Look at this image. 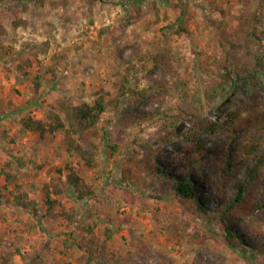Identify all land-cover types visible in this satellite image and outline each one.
I'll return each instance as SVG.
<instances>
[{
    "label": "rangeland",
    "instance_id": "rangeland-1",
    "mask_svg": "<svg viewBox=\"0 0 264 264\" xmlns=\"http://www.w3.org/2000/svg\"><path fill=\"white\" fill-rule=\"evenodd\" d=\"M121 1L38 4L30 0L29 10L20 14L25 23L18 27L13 24L14 10L1 6L0 21L7 33L0 38V170L10 154L42 163V169L23 184L43 211L44 185L53 176L66 179L69 166L92 185L98 219L120 228L107 243L116 255L104 252L93 264H252L223 241L224 225L218 219L196 212L190 200L179 197L168 180L155 177L149 165L191 180L201 203L214 209L225 202L216 183L221 166L234 175L227 183L230 189L247 179L264 154V86L243 83L234 88L237 81L228 82L221 72L233 48L243 47L244 34L237 21L241 14L255 12L258 1L189 0V31L173 34L166 45L174 57L182 56L178 67L170 59L157 66L149 61L146 69L142 68L147 56L164 50L161 28L180 14L177 1L158 2L155 9L147 0L142 13L131 4L125 9ZM26 58L33 64L25 68L31 79L23 81L5 64L7 60L24 63ZM132 63L137 66L133 68ZM36 74L45 81L39 92L33 87ZM125 74L132 77L134 86L149 90L138 100L127 98L120 111L105 114L100 125L89 131L98 150L94 167L67 152L63 134L41 141L19 129L16 117L42 118L45 108L55 106L61 95L76 104L92 101L100 91L116 95ZM151 81L168 83L166 91L160 94V87H149ZM163 100L164 105L179 104L189 112L167 133L159 122L147 119L163 106ZM252 103L258 106L249 123L231 118L232 111L245 113ZM140 118H144L141 124L136 122ZM188 128L199 130L195 138L190 139L187 132L183 136ZM143 140L155 146L151 153L139 143ZM188 142H201L205 149L202 154L193 152L194 163L180 170L170 158L183 153ZM252 143L257 149L250 153L246 148ZM262 172L255 192L264 201ZM124 176L134 186L133 193L123 188ZM3 184L0 178V189ZM65 200L68 210L79 207L71 196ZM5 216L0 217V258L7 257L8 264H81L77 261L81 251L59 249L63 218L49 220L46 232L31 233L18 222L20 214L7 209ZM227 225L250 248L264 245L263 209L245 219L232 216ZM96 232L101 234L102 227L97 226ZM75 235L81 237V233ZM249 254L256 264H264V256L251 250Z\"/></svg>",
    "mask_w": 264,
    "mask_h": 264
},
{
    "label": "trees",
    "instance_id": "trees-1",
    "mask_svg": "<svg viewBox=\"0 0 264 264\" xmlns=\"http://www.w3.org/2000/svg\"><path fill=\"white\" fill-rule=\"evenodd\" d=\"M30 0H0L1 6L9 10H14L16 19L14 26L18 27L24 24L20 14L26 12L30 8ZM38 4H43L46 1L56 3V0H34ZM63 2L67 0H61ZM94 0H91L93 2ZM99 1V0H98ZM147 0H123L120 3L125 9L127 4H131L134 10L142 13L145 9ZM169 4V0H152L155 9L158 8V2ZM180 14L175 19L170 20L165 26L161 28L162 34V47L164 50L160 52L151 53L147 56V63L144 64L142 69H146L149 61L159 65L161 62L165 63L171 59L176 67L179 65L181 55L176 58L171 51L166 50V45L173 34L181 35L189 31V0H176ZM257 8L255 12L248 15L241 14L240 21L237 25L243 30V47L241 50L233 48V55L228 59L229 64L221 67V72L226 80L237 81L233 84L237 88L240 84H249L252 86L263 87L264 80V48H257L263 46L264 41V0H257ZM261 27V28H260ZM6 28L0 21V38L7 32ZM258 31L260 34H257ZM240 41V40H238ZM246 42V43H245ZM242 44V41L239 42ZM237 43V45H239ZM245 43V44H244ZM263 44V45H262ZM236 47V45H234ZM235 50V52H234ZM24 63L13 64L11 61H6L5 66L13 74H20L21 80L27 81L31 79L29 71H26V66H31L33 61L29 58L24 59ZM133 68L137 63H132ZM41 68L45 69L41 64ZM42 75L36 74L33 78V87L36 92H39V87L45 82ZM132 77L125 74L121 82L117 84V93L113 95L110 92H97V96L92 101H84L76 104L64 95L57 99V104L54 106L49 104L45 108V115L42 118H36L33 115H22L16 117L19 129L25 134L31 133L37 135L39 140L45 141L49 136L63 134L64 143L67 152L72 156H78L83 159L89 167H94L96 164V155L98 150L89 139V131L97 128L100 123L105 119V114L111 111H120L121 106L125 104L127 98L138 100L145 95L149 88L140 89L138 85L132 84ZM134 79V78H133ZM156 85L162 89L159 93L166 91L168 83L151 81L149 87ZM35 102L38 99L34 98ZM161 106L156 113L148 114L147 119L156 120L162 127L160 129L164 132L175 130L183 119L189 117V112L179 104L171 106ZM257 103H252L246 106V112L241 113L239 110L231 112V118L236 120V123L245 122L249 123L254 115V110L257 108ZM7 115V114H5ZM144 118L137 119L136 122L142 123ZM215 126V122L211 123ZM185 132L189 133V138L193 139L199 133L197 128H188ZM144 145L148 154L151 153L155 146L150 141H139ZM205 145L201 142L192 144L188 142L186 150L178 155L171 156L170 162L178 169L185 170L190 167L194 160L192 153L198 152L202 154ZM257 145L252 143L246 150L250 153L256 151ZM43 164L39 163L33 158L24 161L17 155L10 154L5 160L2 169L0 170V178L4 179V184L0 189V217H6V211L9 210L10 214H20L19 223H24L29 232H46L47 223L51 219L63 218L62 235L59 238L60 251H72L77 249L82 252L77 257V261L81 264H93L99 256L108 252L111 255H116L115 250L110 249L107 245L108 241L112 240L115 233L120 228L102 224L98 219L99 211L95 206L94 189L76 170L69 166V173L66 179L58 176H53L48 183L43 187L44 199L43 203L46 209L43 211L40 202L34 195H30L29 190L25 189L23 181L26 177L35 174V170L42 169ZM149 168L151 173L163 180H168L172 183L176 194L179 197L189 199L196 212H200L205 216L212 219H218L224 226L222 227V239L225 243L237 251L240 258L244 261H249L256 264L251 260L249 254L250 250L257 253L258 256H264V245L256 248H250L244 240L239 237L227 225V220L230 217L245 219L255 214L258 210H264V201L256 195V187L260 183V177L264 170V154L257 161L254 169L249 173L244 182H236L232 184L231 188L227 187V183L234 175L225 165L221 166L219 177L216 183L221 196H225V202L219 204L216 208L211 209L202 204L198 196L195 194V188L191 180L180 179L177 176L161 172L155 165L150 164ZM62 174L63 170H58ZM125 176L122 177V186L127 192L133 193L134 186L131 185ZM64 184L70 187L67 188ZM66 185V186H67ZM233 191V194L230 193ZM230 194V195H229ZM71 196L79 203V207L67 209L65 206V196ZM24 215L26 216L24 218ZM97 226L102 227V233L96 232ZM75 233H81V237H76ZM197 234H200L197 233ZM0 264H8L7 257L0 258Z\"/></svg>",
    "mask_w": 264,
    "mask_h": 264
}]
</instances>
